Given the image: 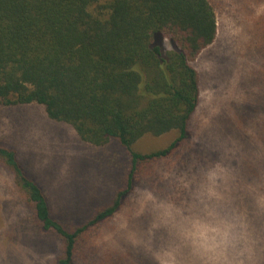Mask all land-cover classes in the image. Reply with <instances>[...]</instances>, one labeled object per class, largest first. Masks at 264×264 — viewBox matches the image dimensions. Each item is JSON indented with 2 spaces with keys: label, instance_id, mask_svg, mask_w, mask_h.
Wrapping results in <instances>:
<instances>
[{
  "label": "rangeland",
  "instance_id": "1",
  "mask_svg": "<svg viewBox=\"0 0 264 264\" xmlns=\"http://www.w3.org/2000/svg\"><path fill=\"white\" fill-rule=\"evenodd\" d=\"M210 2L218 32L193 63L200 97L189 139L170 158L139 166L133 190L76 264H264V0ZM175 137L146 135L133 150H159ZM0 145L72 228L111 203L130 168L126 149L82 142L37 104L0 106ZM61 249L35 228L0 166V264H57Z\"/></svg>",
  "mask_w": 264,
  "mask_h": 264
},
{
  "label": "trees",
  "instance_id": "2",
  "mask_svg": "<svg viewBox=\"0 0 264 264\" xmlns=\"http://www.w3.org/2000/svg\"><path fill=\"white\" fill-rule=\"evenodd\" d=\"M261 20L264 53V11ZM217 32L210 0H0V106L40 105L82 142H114L130 157L111 203L72 228L14 150L0 145V166L11 171L35 228L61 242L57 264H76L89 235L133 190L140 165L170 158L189 139L200 97L193 63ZM170 132L176 137L162 149L133 150L146 135Z\"/></svg>",
  "mask_w": 264,
  "mask_h": 264
}]
</instances>
